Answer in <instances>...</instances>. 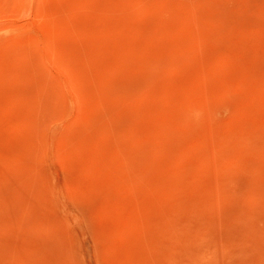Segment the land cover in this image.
Segmentation results:
<instances>
[{
	"label": "rangeland",
	"instance_id": "1",
	"mask_svg": "<svg viewBox=\"0 0 264 264\" xmlns=\"http://www.w3.org/2000/svg\"><path fill=\"white\" fill-rule=\"evenodd\" d=\"M0 264H264V0H0Z\"/></svg>",
	"mask_w": 264,
	"mask_h": 264
}]
</instances>
